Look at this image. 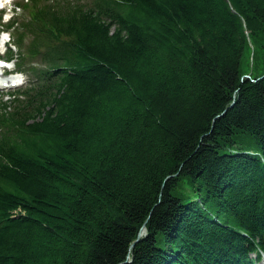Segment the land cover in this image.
<instances>
[{
    "label": "trees",
    "instance_id": "1",
    "mask_svg": "<svg viewBox=\"0 0 264 264\" xmlns=\"http://www.w3.org/2000/svg\"><path fill=\"white\" fill-rule=\"evenodd\" d=\"M54 4L8 25L45 69L0 96V264H256L264 0Z\"/></svg>",
    "mask_w": 264,
    "mask_h": 264
},
{
    "label": "rangeland",
    "instance_id": "2",
    "mask_svg": "<svg viewBox=\"0 0 264 264\" xmlns=\"http://www.w3.org/2000/svg\"><path fill=\"white\" fill-rule=\"evenodd\" d=\"M42 3H46L47 2V0H40ZM49 1V3L50 4H54V3H56V4H54V5H56V6H58V4L59 3H66V1H68V2H70V1H72V0H59V1H53V0H48ZM22 3V1L20 2V4ZM3 4H5V3H3ZM6 6H8V5H6ZM15 10V13H16V15L17 16H20V19L22 18V17H25V15H26V12H23V10L22 9H14ZM19 19V20H20ZM14 40L16 41V35H15V33H14ZM28 43V37H26V39H24L23 40V46H21V48L23 49V51L24 52H26V49H25V47H26V44ZM25 46V47H24ZM253 47V46H252ZM36 61H38V59H36ZM39 62V61H38ZM38 62H34V63H31V64H38V65H42V64H40V63H38ZM24 68V67H23ZM248 74V73H247ZM3 88V86H0V92H2V91H4V89H2ZM0 94H3V93H0ZM6 99V98H5ZM8 99V98H7ZM257 264H264V258L259 262V263H257Z\"/></svg>",
    "mask_w": 264,
    "mask_h": 264
},
{
    "label": "water",
    "instance_id": "3",
    "mask_svg": "<svg viewBox=\"0 0 264 264\" xmlns=\"http://www.w3.org/2000/svg\"><path fill=\"white\" fill-rule=\"evenodd\" d=\"M144 231V227H142L141 228V231L139 232V234H138V238L136 239V242H137V240L142 236L141 235V233ZM134 246V243L131 245V247H133Z\"/></svg>",
    "mask_w": 264,
    "mask_h": 264
},
{
    "label": "bare ground",
    "instance_id": "4",
    "mask_svg": "<svg viewBox=\"0 0 264 264\" xmlns=\"http://www.w3.org/2000/svg\"><path fill=\"white\" fill-rule=\"evenodd\" d=\"M3 3H4V0H0V4H3ZM144 232L145 230L141 233V235H144ZM263 258H264V255H262L261 259L257 263H259Z\"/></svg>",
    "mask_w": 264,
    "mask_h": 264
}]
</instances>
